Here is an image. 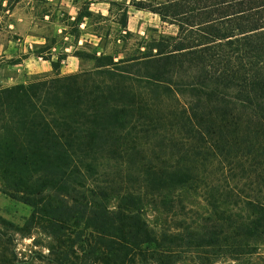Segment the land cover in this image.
I'll return each instance as SVG.
<instances>
[{
    "label": "trees",
    "instance_id": "trees-1",
    "mask_svg": "<svg viewBox=\"0 0 264 264\" xmlns=\"http://www.w3.org/2000/svg\"><path fill=\"white\" fill-rule=\"evenodd\" d=\"M92 1V66L0 87V189L32 208L0 264H264V0ZM129 6L163 29L126 52Z\"/></svg>",
    "mask_w": 264,
    "mask_h": 264
},
{
    "label": "rangeland",
    "instance_id": "rangeland-1",
    "mask_svg": "<svg viewBox=\"0 0 264 264\" xmlns=\"http://www.w3.org/2000/svg\"><path fill=\"white\" fill-rule=\"evenodd\" d=\"M87 0H0V87L25 83L36 76L54 74L51 62L43 57L61 58L59 72L74 73L92 66V61L80 60L74 55L76 50H94L99 38L94 17L82 18L76 22L74 18L83 7L90 5L93 12L107 14V2L85 4ZM128 29L132 33L126 52L132 51L137 37L146 36L153 27L162 28L157 15L147 11H135L129 8ZM105 36L112 39L119 25L112 18L101 23ZM163 29V28H162ZM165 28L164 31H170ZM107 34H104V33ZM117 49L113 42L106 45L107 52ZM67 54V56H65ZM64 55V56H63ZM64 57V58H62ZM32 208L0 189V216L17 226L23 225ZM32 235L14 234L13 244L18 257L30 258L32 255L48 254L44 245L48 238L39 230ZM37 240L38 242H34ZM264 250V247H263ZM229 260H219L214 264H228ZM188 264V263H186ZM192 264V263H189ZM262 264V262H260Z\"/></svg>",
    "mask_w": 264,
    "mask_h": 264
},
{
    "label": "crops",
    "instance_id": "crops-1",
    "mask_svg": "<svg viewBox=\"0 0 264 264\" xmlns=\"http://www.w3.org/2000/svg\"><path fill=\"white\" fill-rule=\"evenodd\" d=\"M94 2H103V1H94ZM130 7V6H129ZM107 9H108V7L106 8V12H107ZM135 11H143V10H136V9H134ZM128 11H129V9H128Z\"/></svg>",
    "mask_w": 264,
    "mask_h": 264
}]
</instances>
